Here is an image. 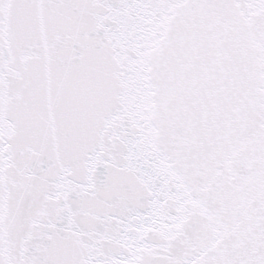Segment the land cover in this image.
<instances>
[{
	"label": "snow or ice",
	"instance_id": "snow-or-ice-1",
	"mask_svg": "<svg viewBox=\"0 0 264 264\" xmlns=\"http://www.w3.org/2000/svg\"><path fill=\"white\" fill-rule=\"evenodd\" d=\"M0 264H264V0H0Z\"/></svg>",
	"mask_w": 264,
	"mask_h": 264
}]
</instances>
